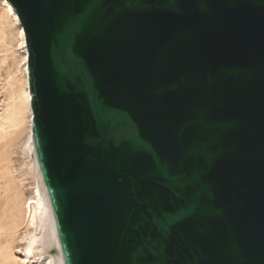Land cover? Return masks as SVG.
<instances>
[{
    "label": "water",
    "instance_id": "water-1",
    "mask_svg": "<svg viewBox=\"0 0 264 264\" xmlns=\"http://www.w3.org/2000/svg\"><path fill=\"white\" fill-rule=\"evenodd\" d=\"M65 264H264V0H8Z\"/></svg>",
    "mask_w": 264,
    "mask_h": 264
},
{
    "label": "bare ground",
    "instance_id": "bare-ground-1",
    "mask_svg": "<svg viewBox=\"0 0 264 264\" xmlns=\"http://www.w3.org/2000/svg\"><path fill=\"white\" fill-rule=\"evenodd\" d=\"M10 28L14 29L16 36L18 35L19 43H17L20 44L22 57L19 65L17 63L15 65L18 66L15 67L21 68L23 79L13 78L15 72L13 73L12 70L7 73L6 80H13L8 82V92L5 89L7 93L5 101H1L5 104L0 106L2 107L0 108V144L8 145L18 138L20 149L29 160L28 175L31 180L29 192L13 193L17 190H14V182L8 178L12 175L9 162L6 164L4 162L5 166H2L3 169L0 172V194L6 196L0 214V264H65L51 213L39 181L26 33L15 8L8 0L6 3L2 0L0 54L11 51V47L8 48L11 42L7 47L12 34ZM1 59L0 63L4 65L8 62L9 56H3Z\"/></svg>",
    "mask_w": 264,
    "mask_h": 264
},
{
    "label": "rangeland",
    "instance_id": "rangeland-1",
    "mask_svg": "<svg viewBox=\"0 0 264 264\" xmlns=\"http://www.w3.org/2000/svg\"><path fill=\"white\" fill-rule=\"evenodd\" d=\"M0 9H2V0H0ZM14 29H15V31L17 33L18 31L16 30L15 27H14ZM14 29L13 30L11 29L12 31L10 30L12 34H10V39H9L10 41L7 44V47H8L9 46V43L10 42L12 43L8 47V48L11 47L10 48L11 51H9L8 53L2 52L0 54V59H1V57L3 58V56L4 57L6 55L9 56L8 62L6 64L1 65L2 63H0V65H1L0 66L1 67V70H0V74H1L0 75V94L2 93V95H0V106H1V104L2 105L5 104V103H3L1 101H5V99H6V94H7L6 91L9 88L8 87L9 86L8 85V82L11 81V80H13V79H11V80L10 79H7L6 80V78H8V74H7L8 71L10 72L12 70L13 73L15 72L16 75L14 74L13 75V78L15 77L16 79H19V78L21 79L23 77V74L21 73L22 71L20 70L21 68L20 67H15V66H18L19 65V62H20L21 57H22V51L20 49V44H18L19 43L18 35L16 36V33H15ZM14 58H15V60H14ZM17 63H18V65H15ZM13 64H14V66H13ZM19 70H20V72H19ZM5 89H6V91H5ZM0 108H2V107H0ZM17 141H18V138L14 142H12V143H10L8 145L0 144V150H1V152H0V161H1L0 162V164H1L0 165V172L2 171L3 167L5 166V164L9 162L10 171H11V174L12 175H9L8 178L12 182H14L13 188H14V190H17V191H14L13 193H17L19 191H21L23 193H25V192L27 193V192H29V187H30L29 184H30V180H31L30 179L31 177L28 175L29 174V169H28L29 168L28 167L29 160L24 155V153L21 151V149H20V143H19V141L18 142ZM4 162H5V164H4ZM0 176H1V173H0ZM0 182H1V179H0ZM17 182H18L19 185L17 184ZM5 199H6V196L0 194V214L2 213Z\"/></svg>",
    "mask_w": 264,
    "mask_h": 264
},
{
    "label": "snow or ice",
    "instance_id": "snow-or-ice-1",
    "mask_svg": "<svg viewBox=\"0 0 264 264\" xmlns=\"http://www.w3.org/2000/svg\"><path fill=\"white\" fill-rule=\"evenodd\" d=\"M4 2L6 3V2H7V0H4ZM9 11H11V9H9Z\"/></svg>",
    "mask_w": 264,
    "mask_h": 264
}]
</instances>
